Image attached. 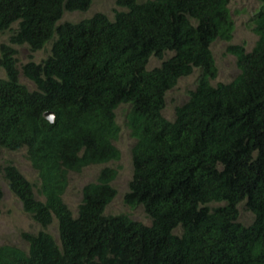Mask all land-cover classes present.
<instances>
[{
  "label": "trees",
  "instance_id": "obj_1",
  "mask_svg": "<svg viewBox=\"0 0 264 264\" xmlns=\"http://www.w3.org/2000/svg\"><path fill=\"white\" fill-rule=\"evenodd\" d=\"M259 1L252 48L226 46L239 72L212 83L210 45L229 41L234 29L228 0H115L111 17L96 11L78 20L62 15L86 11L92 0H0V33L10 32L0 44V147H25L38 182L12 163L2 173L42 226L21 233L27 248L0 245V264H264ZM15 45L30 51L20 66ZM40 49L46 55L35 60ZM152 56L160 62L148 67ZM196 67L194 88L167 118V90ZM121 104L134 138L123 200L141 206L149 223L105 212L117 193L118 168L105 163L120 158ZM91 164L105 165L82 186L74 215L63 199L69 172ZM241 203L253 215L249 223L239 219ZM54 220L58 238L46 229Z\"/></svg>",
  "mask_w": 264,
  "mask_h": 264
},
{
  "label": "rangeland",
  "instance_id": "obj_2",
  "mask_svg": "<svg viewBox=\"0 0 264 264\" xmlns=\"http://www.w3.org/2000/svg\"><path fill=\"white\" fill-rule=\"evenodd\" d=\"M259 3V0H228V7L234 22V29L232 38L229 41L216 38L210 45L217 66V73L211 80L212 83L220 81L227 82L239 72L236 58L233 54L226 51V46L231 42L243 43L247 50L252 48L257 39V35L251 27L252 18ZM116 7L115 0H92L90 7L86 11H66L62 15V20H78L96 11H103L111 17L113 15V9ZM9 33L8 31L0 33V44L1 42L8 41ZM15 47L18 50L16 56L18 57V65L20 66V64L30 58L28 56L30 51L26 46L15 45ZM32 54L35 60H40V58L46 55V51L45 49H40ZM159 62V58L152 56L149 60L148 67L157 65ZM4 75L5 70L0 66V76ZM198 75L199 69L197 67L193 68L190 74L179 77L176 84L167 90L165 106L162 110V113L167 118L172 119L174 117L175 106L187 99L188 92L194 88ZM20 80L25 82L30 88L34 87V84L28 81L22 74H20ZM125 110V104H121L116 108V119L119 123L120 130L115 144L120 150V158L116 161L105 163L118 168V173L112 181L117 193L107 204L105 211L106 213L126 212L133 218L149 223L150 219L141 206L132 208L123 200L124 193L128 189V183L132 176L131 147L134 143V138L131 137L130 131L125 124ZM7 163L14 164L28 179L35 183L38 182L37 172L27 158L24 147L11 150L0 147V184L2 188V198L0 200V245L9 243L26 248L27 242L22 238L21 233L23 231L37 232L42 226L23 210L21 201L8 187L7 181L4 179L2 173V168ZM105 164H91L83 167L80 171L69 172L68 185L63 194V199L73 211L74 215L76 214L77 205L81 199L82 186L88 181L94 180L99 169ZM239 211V219L242 222L249 223L252 220V213L245 209L242 203L239 205ZM46 229L58 238L56 220L48 225Z\"/></svg>",
  "mask_w": 264,
  "mask_h": 264
},
{
  "label": "clouds",
  "instance_id": "obj_3",
  "mask_svg": "<svg viewBox=\"0 0 264 264\" xmlns=\"http://www.w3.org/2000/svg\"><path fill=\"white\" fill-rule=\"evenodd\" d=\"M0 55H1V52H0ZM2 67V66H1ZM3 68V67H2ZM20 74H22V73H20ZM23 75V74H22ZM5 76V75H4ZM24 76V75H23ZM19 77H20V75H19ZM46 111H51V110H46ZM46 111H44V113L46 112ZM52 113H53V111H51ZM47 118V117H46ZM53 118H54V113H53ZM25 148V147H24ZM26 149V148H25ZM11 150V149H10ZM27 153V152H26ZM33 167V166H32ZM18 168V167H17ZM34 168V167H33ZM19 169V168H18ZM35 169V168H34ZM20 170V169H19ZM36 170V169H35ZM21 171V170H20ZM37 172V171H36ZM97 174H98V172H97ZM97 176V175H96ZM37 177H38V173H37ZM96 178V177H95ZM28 179V178H27ZM30 180V179H29ZM95 180V179H94ZM93 180V181H94ZM7 181V180H6ZM31 181V180H30ZM92 181V180H91ZM89 182V181H88ZM7 184H8V182H7ZM68 185V184H67ZM0 186H1V184H0ZM8 187H9V185H8ZM82 189V188H81ZM11 190V189H10ZM66 190V189H65ZM1 191H2V188H1ZM12 191V190H11ZM34 191H35V193H37V191H36V188H34ZM13 192V191H12ZM65 192V191H64ZM64 194V193H63ZM37 197L39 198V199H43V195H40V194H38L37 193ZM81 197H82V192H81ZM1 198H2V195H1ZM18 198V197H17ZM1 200V199H0ZM81 200V199H80ZM80 202V201H79ZM66 203V202H65ZM67 204V203H66ZM68 205V204H67ZM107 206V205H106ZM70 208V207H69ZM105 209H106V207H105ZM72 211V210H71ZM73 212V211H72ZM106 212V211H105ZM74 214V213H73ZM57 229H58V227H57ZM56 238V237H55ZM2 245V244H1ZM28 245V244H27ZM20 247V246H19ZM27 248V247H26Z\"/></svg>",
  "mask_w": 264,
  "mask_h": 264
},
{
  "label": "water",
  "instance_id": "obj_4",
  "mask_svg": "<svg viewBox=\"0 0 264 264\" xmlns=\"http://www.w3.org/2000/svg\"><path fill=\"white\" fill-rule=\"evenodd\" d=\"M44 116L47 117V119H49L51 121L53 120V113L51 111H46L44 113Z\"/></svg>",
  "mask_w": 264,
  "mask_h": 264
}]
</instances>
